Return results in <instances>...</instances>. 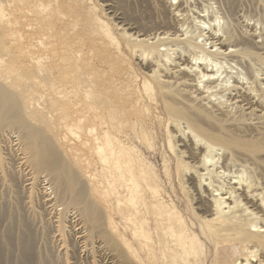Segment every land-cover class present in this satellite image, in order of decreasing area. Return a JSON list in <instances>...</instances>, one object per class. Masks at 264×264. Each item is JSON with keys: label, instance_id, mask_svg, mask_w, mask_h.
Segmentation results:
<instances>
[{"label": "bare ground", "instance_id": "1", "mask_svg": "<svg viewBox=\"0 0 264 264\" xmlns=\"http://www.w3.org/2000/svg\"><path fill=\"white\" fill-rule=\"evenodd\" d=\"M226 1L228 3L230 0ZM29 2L30 0H0V74H3L4 80L0 83V139L11 141L13 138L12 142H18V149L22 151L18 155V161L22 167L30 169L33 166L36 171L49 172L56 181L59 200L66 202V199L67 206L80 209L91 232L96 233V230L104 228L105 220L91 202L86 183L76 172L61 163L60 157L40 133L22 119L19 106L24 109L31 107L26 103L27 99L36 102L35 106L72 104L73 111L64 115L66 128L73 133H84L94 122L99 123L101 132L98 153L103 161H113L121 175L125 172L131 174L130 180H127L131 183L128 186L130 192L140 190L138 175L146 181L148 187L152 182L147 179L148 171L143 166L139 167L138 172L135 171L131 157H124L127 150L120 146L121 141L111 136L117 133L115 129L122 131L124 122L110 103L111 99H101L93 82L79 72L77 63L62 57L58 48H48L50 34L43 23L46 17L42 13L38 14L37 24L34 25L30 19ZM184 10L183 4H180L174 9V16L178 17L177 14ZM18 12L20 14H16ZM232 22L229 23V28L226 27L222 37H218L213 29L207 32L206 43L210 40L213 48L218 46L214 51L206 52L205 45L199 44L198 38L204 35H196L194 38L179 35V25L172 30L159 28L142 33L139 35L142 39L137 40L141 48L145 49L140 51V63L145 69H149V77L157 83L162 101L160 107L171 114H177L178 122L187 121L186 130L180 127L178 131V146L184 149L176 152L177 163L173 172L178 182L187 188L189 199L195 206L193 217L183 214L175 204L169 210L160 209L155 212L156 249L153 246L148 254L153 264H264V180L262 175L261 178L251 175L244 178L245 172L241 169L248 160L261 168L257 163V156L264 148V85H258V80L264 79L255 76L259 71L258 66L254 67L259 61L256 59L258 62L253 63V56H264V40L256 41L257 33L252 32L253 30L246 34L240 33V23L239 28L233 27L239 31L233 30L230 28ZM202 24L203 33L207 27L205 22ZM150 39L156 41L148 45ZM162 47L166 48L161 49ZM231 48L234 50H230ZM170 52L177 54L174 61ZM208 55L213 56V59ZM219 59L235 61L242 66L246 62L252 79L250 84L247 82L249 86L235 81L232 89H226L227 86L223 89L222 80L227 75L220 80L222 74L219 73L223 63ZM258 64L263 66L264 59ZM215 67L218 68L217 71H213ZM254 70H257L255 74L252 73ZM148 81H144V90L149 94L154 90ZM13 87L16 88L14 94L9 92ZM227 91V102H224L236 106L235 114L227 105L214 108L213 113L206 109L207 103L211 104L214 98L217 100L225 97ZM84 110L90 111L91 116L79 121V113ZM209 115L213 116L208 117L209 121L216 123L217 127L207 121L206 117ZM180 124L179 122V126ZM246 124L253 127L248 130L259 136L257 143L237 139L236 136L240 137L238 132L237 135L232 133L231 127L235 129ZM17 128L20 129V134H16V137L13 130ZM242 129L239 130L241 133L244 131ZM248 153L250 155L247 160L240 157ZM38 178L31 173V178L26 180L30 191L37 187ZM131 198L130 202L136 204ZM153 207L158 206L153 202ZM139 213L136 211L135 216ZM132 224L136 237H148L149 225L143 221L141 224H136L135 221ZM31 236L32 230L26 223L23 224L15 242V250L5 255L0 245V264H4L5 259L7 264H59L53 254L37 251ZM10 238L8 234L5 240L8 248ZM150 242L152 243V239L149 237ZM108 243L116 251L119 261L121 258L124 264H134L130 259L131 253L127 254L125 248H120L111 238ZM17 248L20 250L18 255Z\"/></svg>", "mask_w": 264, "mask_h": 264}, {"label": "rangeland", "instance_id": "2", "mask_svg": "<svg viewBox=\"0 0 264 264\" xmlns=\"http://www.w3.org/2000/svg\"><path fill=\"white\" fill-rule=\"evenodd\" d=\"M230 1L227 3L226 0H30L29 11L33 24H37L38 14L42 13L46 17L43 23L50 34L48 48H58L62 57L77 63L79 72L93 82L101 99L108 101L111 99L110 103L114 110L124 119L122 131L115 129L117 133L111 136L121 141L120 146L127 150L124 157H131L135 171L138 172L141 166L147 169L146 177L152 185L148 187L146 181L138 175L140 190L132 193L130 187L128 188L131 183L127 181L130 180L131 174L125 172L121 175L113 161L102 160L98 153L101 132L99 123L94 122L84 133L80 131L73 133L66 128L64 115L73 111L72 104H58L54 107L35 106L36 102L27 99L26 103L31 107L24 109L19 106L22 119L40 133L43 140L60 157L61 163L76 172L86 183L89 198L102 213L105 225L102 230L92 233L81 216L80 209L67 206L66 199V202L59 200L56 181L51 174L36 171L33 166L30 169L26 166L22 167L18 161L20 159L18 155L22 153L18 149V142H12L13 138L11 141L0 139V245L5 255L15 250L16 239L22 231V225L26 223L32 230L31 239L37 251L53 254L59 264H124L121 258L119 261L116 251L108 243L110 238L115 240L120 248H125L127 254L131 253L130 259L134 264L144 262V264H153L148 254L153 246L156 249L155 212L160 209L169 210L171 205L175 204L183 214L193 217L195 206L189 199L187 188L178 182L173 172L177 163L176 152L184 149L178 146L180 141L178 131L180 127L186 130L187 121H179L181 123L179 126L177 114H171L160 107L162 101L158 94L157 83L149 77V69H145L140 63V51L145 49L141 48L137 40L142 39L139 38L142 33H149L159 28L172 30L179 25V35L183 34L184 38L204 35L198 38L199 44L205 45L206 52L214 51L218 46L213 48L210 40L206 43L207 32L213 29L218 37H222L226 27L229 28V23L233 21L230 28L239 31L240 25L242 31L239 32L244 34L249 33V30L256 31V41H263L264 0ZM180 4H183L185 10L176 17L174 9ZM174 17L177 22L174 21ZM237 18L241 21L238 22ZM204 22L207 28L205 33H202ZM241 24L245 27L242 28ZM245 28L248 30L246 31ZM149 41L148 45H151L156 40ZM164 48L166 47L161 49ZM174 53L171 54L173 61L177 56L176 52ZM208 57L213 59V56L208 55ZM253 57L255 58L253 63L258 61L260 63L264 59V56ZM219 61L223 63L219 73L222 74L220 80L225 75L228 76L222 80L223 89L224 86H227L226 89H232L235 81L243 82L247 86L252 82L246 62L242 66L235 61L234 63L230 60L219 59ZM258 63L254 68L258 66L259 72L254 70L252 73L257 72L255 76L264 79V65L260 64V66ZM217 69L215 67L213 71ZM145 79L153 85L154 91L149 94L144 90ZM3 81V74H0V83ZM260 81L258 80V85H264L262 84L264 80L261 81L262 83ZM15 91V87L9 90L12 94ZM228 94L229 91L223 98L212 99L211 104L207 103L206 109L213 113L214 108L227 105L235 114L236 106H230V102L225 104ZM79 115L81 116L79 121L91 116L90 111L86 110ZM208 117L213 116L209 115L206 118ZM209 118L206 120L212 126L216 124L209 121ZM117 123L118 121L115 125ZM214 126L217 127V124ZM248 128L253 127H249L248 124L235 129L231 127L233 131L231 132L236 135L238 132L240 137L236 136L237 139L252 140L257 143L259 136ZM241 129L244 130L242 133ZM19 131V128L13 130L14 136L20 134ZM113 145L115 146V141ZM249 155L248 153L240 157L247 160ZM257 158L261 168L251 160L243 163L245 167L241 169L245 172L244 178L250 175L259 178L262 175L264 180L262 174L264 148ZM31 173L39 177L38 185L32 191L26 184V180L31 178ZM130 197L136 204L130 202ZM153 202L158 207L154 208ZM136 211L140 212L137 217ZM133 220L136 224H141L143 221L147 226L149 225L147 238L135 236ZM8 234L11 237L9 248L5 241ZM103 234H108L109 237ZM149 237L152 243H149ZM19 253L20 250L17 248L16 255ZM135 253H138L137 256ZM7 262L5 259L3 263L7 264Z\"/></svg>", "mask_w": 264, "mask_h": 264}]
</instances>
